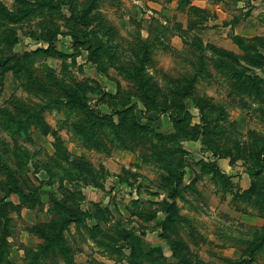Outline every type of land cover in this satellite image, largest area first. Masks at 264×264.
<instances>
[{
	"label": "rangeland",
	"instance_id": "rangeland-1",
	"mask_svg": "<svg viewBox=\"0 0 264 264\" xmlns=\"http://www.w3.org/2000/svg\"><path fill=\"white\" fill-rule=\"evenodd\" d=\"M39 1L0 0V264L240 260L264 227V0ZM221 159L219 186L193 169Z\"/></svg>",
	"mask_w": 264,
	"mask_h": 264
},
{
	"label": "trees",
	"instance_id": "trees-1",
	"mask_svg": "<svg viewBox=\"0 0 264 264\" xmlns=\"http://www.w3.org/2000/svg\"><path fill=\"white\" fill-rule=\"evenodd\" d=\"M39 3H46V2H44V0H43V1H39ZM1 13L4 14L6 17L10 18L11 21H14L16 19L14 14H12L10 12H7L5 10V8H3V7H2V12ZM4 65L5 64L0 63L1 69H3L5 67ZM18 65H19V67L21 66L19 62H18ZM7 70H10V68L7 69ZM2 72H5V70H2ZM2 72L0 71L1 74H2ZM65 98H66L67 101H71V103H78V102H81L82 101V97L77 93L76 90H67V91H65ZM134 124H136V122ZM214 155H217V153L214 154ZM198 165L200 166V169H201V171L203 173H209L211 175V180H213V184L215 186H219L220 185L219 184V181H218V178L219 179H222V180L230 181V177H228L225 174H222L216 168L217 165L214 162H210V163L205 164V163L199 161L198 162ZM182 166H183V169H184L185 165L183 164ZM205 166H207V168H205ZM183 169H181L179 171L178 176L176 177L177 182H178L177 187L181 183V180H182V177H183V174H184ZM253 171H254V168H252V171H250L251 178L254 177V176H257L260 173V172L259 173L258 172H253ZM222 188L225 190V186H222L221 187V191H222L221 192L222 193L221 197L223 198L224 195H225V193L222 190ZM253 189H254V180H251L250 187L247 190H245V192H243V193L244 194H249V193H251L253 191ZM173 191L175 192L176 191V188ZM177 195L178 196H181L180 192H179V194L176 193L175 196L174 195H172V196L169 195V198H173V196L175 198ZM240 195H242V194H239V196L237 195V193L234 194L233 195V199L235 198V200H237V197H241ZM170 209H171V205L170 204H166V212L167 211L169 212ZM260 217L263 219V222H264V216H260ZM67 218H69L70 220L73 219L70 216V214L68 215ZM168 219H169V217H168ZM255 230H258L256 232H258L259 234L258 233L257 234L260 235V240L258 241V244H256L257 243V240L255 239V241H253L245 250H242V252H241L242 253L241 254L242 258L240 260H236V261H229V260H227L225 262H227L228 264H251V263H253L255 261V256L260 255L261 253L264 252L263 251L264 248L262 246L263 245L262 242L264 241V227L263 228H258V229H255ZM46 240L48 241V240H50V238H47ZM46 248H48V247L46 246Z\"/></svg>",
	"mask_w": 264,
	"mask_h": 264
},
{
	"label": "crops",
	"instance_id": "crops-1",
	"mask_svg": "<svg viewBox=\"0 0 264 264\" xmlns=\"http://www.w3.org/2000/svg\"><path fill=\"white\" fill-rule=\"evenodd\" d=\"M196 163H195V168H193L195 171H196V174L198 175V177H199V175H201L202 174V178L203 177H208L209 178V180L211 181V175L209 174V173H203L202 171H201V169H200V166L198 165V160L197 161H195ZM218 164H216L218 167H219V169H221V168H224V169H226V172H227V170L230 168L229 167V161L228 160H225V159H221V160H218V162H217ZM232 164V163H231ZM234 164V163H233ZM188 166L189 165H186L185 164V167H184V169H183V172H184V174H183V177H182V180H181V183H180V188H186L187 187V185H191L192 183H193V180H195V177L196 176H194V172L192 171V170H190V168H188ZM198 169V170H197ZM222 174H225V175H227L226 174V172L225 171H223V170H219ZM246 174H247V172H246ZM192 176V178H190L189 180H187L186 182H185V177H191ZM228 177H230L229 175H227ZM247 176H250V175H248L247 174ZM250 178V177H249ZM232 178L230 177V180H231ZM211 183H212V181H211ZM243 183H244V189H248L249 187H250V185H251V179H249V181L248 182H246V181H243ZM213 184V183H212ZM195 185H196V183H195ZM248 185H249V187H248ZM213 186H215L214 184H213ZM245 191V190H244ZM218 194H220V195H222V193H218ZM151 202L153 201V200H150ZM220 201H222V199H220ZM259 218L262 220V222H263V219L259 216Z\"/></svg>",
	"mask_w": 264,
	"mask_h": 264
}]
</instances>
